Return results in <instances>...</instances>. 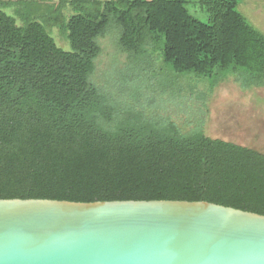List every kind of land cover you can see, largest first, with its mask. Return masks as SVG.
Returning <instances> with one entry per match:
<instances>
[{
    "label": "trees",
    "instance_id": "1",
    "mask_svg": "<svg viewBox=\"0 0 264 264\" xmlns=\"http://www.w3.org/2000/svg\"><path fill=\"white\" fill-rule=\"evenodd\" d=\"M6 1V0H5ZM243 0H62L18 23L0 8V198L204 201L264 215V152L184 130L92 81L101 39L129 64L264 87V33ZM66 35L60 47L50 30ZM157 65V64H156Z\"/></svg>",
    "mask_w": 264,
    "mask_h": 264
},
{
    "label": "water",
    "instance_id": "2",
    "mask_svg": "<svg viewBox=\"0 0 264 264\" xmlns=\"http://www.w3.org/2000/svg\"><path fill=\"white\" fill-rule=\"evenodd\" d=\"M0 264H264V215L204 201L0 198Z\"/></svg>",
    "mask_w": 264,
    "mask_h": 264
},
{
    "label": "rangeland",
    "instance_id": "3",
    "mask_svg": "<svg viewBox=\"0 0 264 264\" xmlns=\"http://www.w3.org/2000/svg\"><path fill=\"white\" fill-rule=\"evenodd\" d=\"M62 0H0V8L17 16L18 23L39 19L55 11ZM94 1V0H92ZM106 1V0H95ZM197 19L208 22L199 0H188ZM255 28L264 33V0H243L237 7ZM66 50V35L50 30ZM116 35L101 39L103 52L96 61L92 81L108 92L149 114L172 118L184 130L204 124L206 133L264 152V87L243 90L233 80L210 92L212 79L195 73H176L172 66L157 61L151 70L138 69L117 49Z\"/></svg>",
    "mask_w": 264,
    "mask_h": 264
}]
</instances>
